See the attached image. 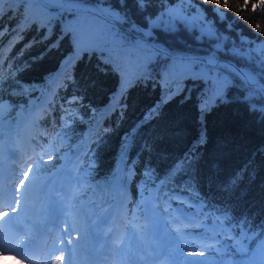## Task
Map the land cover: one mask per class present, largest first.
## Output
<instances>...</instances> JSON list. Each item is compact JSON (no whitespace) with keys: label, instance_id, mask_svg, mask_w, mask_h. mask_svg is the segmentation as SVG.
I'll return each instance as SVG.
<instances>
[{"label":"trees","instance_id":"16d2710c","mask_svg":"<svg viewBox=\"0 0 264 264\" xmlns=\"http://www.w3.org/2000/svg\"><path fill=\"white\" fill-rule=\"evenodd\" d=\"M2 7L17 10L0 16V91L4 96L0 104L1 126L15 125L23 112L48 96L47 105L34 115L36 129L32 139L43 148L49 140H54L60 153L64 150L74 153L83 145L87 129L92 128L82 160L75 166L78 177L87 184V193L99 200L108 199L114 191L113 182L123 168L119 190L128 188L135 201L160 199L157 200L160 205L154 208L157 216L166 210L168 214L182 212L197 218L201 206L210 205L199 216L205 227L213 229L210 217L223 223L222 213L226 209L233 222L247 220L259 231L258 226L264 224V150H260L264 146V124L241 102L245 90L236 78L239 72H224L234 85L227 93L230 102L212 107L201 123L197 109L202 91L199 81L173 83L165 96L158 75L163 72L165 56L153 53L148 69L150 77L128 87L123 95L114 96L118 77L102 70L104 65L98 64L95 57L75 59L65 67V61L72 56V47L67 39L54 46L58 30L53 29L47 39L45 33L35 28L16 32L22 13L15 5ZM202 7L217 35L227 38L226 51L220 54V60L232 61L264 82L261 0H206ZM212 9L225 14L223 19ZM134 19L138 20L139 16ZM116 31L123 37L122 43L129 47L137 42L148 43L126 25L123 28L117 25ZM151 43L167 49L172 56L204 58L212 50L207 39L197 42L183 31L178 35L157 32ZM232 48L241 50V55H232ZM29 88L30 91H25ZM162 97L166 102L161 104ZM59 134L64 139L60 144L56 138ZM202 134L204 142L193 148ZM18 140V136L14 137L13 142ZM190 152L193 154L189 155ZM185 157L190 164L185 162ZM43 161L55 167L60 158ZM129 169L131 172L127 174ZM233 178L236 183L225 194L222 185ZM216 231L226 233L220 236L216 248L220 249L216 252L217 262L225 256L235 259L237 264L245 259V255L232 247L240 239L232 228L225 224ZM245 246L252 247L251 242ZM189 250L215 255L209 253L213 252L210 249Z\"/></svg>","mask_w":264,"mask_h":264},{"label":"snow or ice","instance_id":"6c2138e0","mask_svg":"<svg viewBox=\"0 0 264 264\" xmlns=\"http://www.w3.org/2000/svg\"><path fill=\"white\" fill-rule=\"evenodd\" d=\"M204 3L206 0H155V3L153 0H131V2L130 0H116L115 3H112V0H0V16L5 13L11 15L17 10L13 7L4 8L2 5H15L22 13L15 29L16 32L35 28L45 33L44 38L47 39L53 29L58 30L57 44L54 46H58L60 40L67 39L72 47V56L65 61L64 66L66 67L75 59L95 57L98 64L104 65L102 70L110 71L118 77V87L114 96L123 95L128 87L150 77L148 69L153 60V53L165 56L163 72L158 73L160 80L163 81L161 86L165 90V96L173 83L185 80L199 81L202 91L197 100V109L202 123L203 115L212 107L218 103L230 102L227 99V93L228 89L234 85L232 80L224 75V72L229 74L239 72L231 65L221 63L220 54L226 51L224 42L227 38L217 35L213 23L205 15V9L202 7ZM30 5L37 7H29ZM261 7H264V0H261ZM150 8H155V11L150 12ZM212 11L223 19L225 14L219 9H212ZM135 16H139V19H134ZM101 21L104 23L102 24ZM117 25L121 28L126 25L132 32L146 38L148 43L137 42L131 47L122 43L123 37L116 31ZM181 31L191 34L192 39L197 42L207 39L211 42L212 50L204 58L172 56L168 54L167 49L151 43L157 32L178 35ZM260 50L264 55V46ZM231 53L239 56L241 50L232 48ZM236 78L245 90L242 93L241 102L264 124V82H258L251 73L239 72ZM16 86L23 87L19 84ZM30 90V88L25 89V91ZM255 97L259 99H254ZM3 102L4 96L0 91V104ZM165 102L166 100L162 97L161 104ZM203 142L202 134L193 148ZM260 150H264V146ZM192 154L189 153V155ZM185 162L190 164L188 157H185ZM40 166V163H37V171ZM29 171L32 170L29 169ZM147 175L150 181L152 175L150 169L147 170ZM28 183L31 184V181ZM235 183V178L226 180L222 185V191L225 194L230 193ZM206 207L211 206L202 205L199 213L196 214L197 218L204 215ZM180 208L182 205L178 206L177 210L179 211ZM3 216L8 217L9 213L5 211ZM222 216L223 223L220 219L210 217L215 233L211 238L222 235L216 229H223L226 224L239 236L240 239L232 247L237 253L246 256V264H264V239H262L264 238V224H260L259 231H256L257 226L250 224L247 220L243 223L239 220L233 222L226 209ZM187 218L185 216V219ZM205 234L208 235L207 232ZM249 241L252 247L245 246ZM27 243L21 241L22 246H26ZM203 256V252L189 253V257ZM56 264H62L60 257H57ZM194 264H207V262L197 260Z\"/></svg>","mask_w":264,"mask_h":264},{"label":"rangeland","instance_id":"374dc122","mask_svg":"<svg viewBox=\"0 0 264 264\" xmlns=\"http://www.w3.org/2000/svg\"><path fill=\"white\" fill-rule=\"evenodd\" d=\"M41 102L42 100L31 109L34 111V114L39 110ZM27 112H23L21 117L25 116ZM34 114L27 122V126L21 129L22 131L25 129V133L29 135V139H22L18 144L13 143L12 137L19 135L22 132L21 130L16 132L15 126L0 127V149L6 144L7 148L13 151L20 152L23 150L22 152L30 155L26 158V165L21 170L15 172V184L13 185L15 204L21 201L26 207H29V219L33 223L41 219L38 223L41 225L46 217L49 204L54 202L53 192L56 191L60 192L59 194H63V197L56 195L59 201L56 202L59 213L62 216V228L65 229L68 226L67 228L71 236L73 259L79 257L78 264H87L91 232L102 233L101 247L105 249L111 246L114 249L113 264H118L121 259L129 260L130 264H136L134 261L137 259H141L140 262L144 264H194L197 260L206 261L207 264H237L235 259L226 256L220 258L219 262L215 260V257L218 256L216 248L220 244V236H224L225 232L222 231V235L217 238H211L215 235L213 229L205 227V224L199 218L189 216L187 215L188 213H183L182 215V212H180L178 215H172L163 210L157 216L156 213L154 214V208H157L158 203L159 205L161 203L160 201L157 202V200H160L158 198H155L157 199L155 201H152L153 198H148V201L144 198L135 201L128 193V188H125L122 194L115 192L114 195L113 191L106 201L98 200L94 202L91 195L84 197L86 183L77 177V173L75 172L76 163L73 164L77 153L72 154L70 151H61L62 153H60V151L58 152V147L54 145L55 142L51 141L48 148L43 149L44 156L42 157V152L36 150L33 145L34 142L30 141L34 133V127L36 126L32 118ZM98 115L100 116L101 114ZM90 131H88V135ZM11 132L15 134L12 133L11 137H9ZM57 139L60 142L64 141L60 135H57ZM86 145L87 142L81 147L80 155L83 153ZM57 156L60 158V162L55 167L49 166L52 163L46 164L44 161L42 163V160L46 157L53 159ZM37 163L41 165L38 171L36 169ZM61 167L64 168L62 176L51 180L46 194L40 197L37 196L35 194L36 187L41 177ZM29 169L32 171H29ZM130 172L131 169L127 171V174ZM28 181H31V184ZM113 186V190L115 186H117V190L119 189L118 182L114 183ZM29 192H32L34 197H30ZM37 199L40 200L39 203L36 202ZM140 200L142 201L141 205L139 204ZM151 202H154V206H151ZM5 211H8V209ZM185 216L188 218L185 219ZM87 217L92 219L89 230L86 226ZM120 222L121 227L119 229ZM116 232H119V234H116ZM206 232L208 235L205 234ZM189 248L195 250L211 248L213 252L209 253H214L215 255L189 257V253L191 252ZM101 252L103 253V251ZM125 256H128V258ZM155 260L157 262L153 263ZM0 264L26 263L24 261H17L11 256L1 257L0 255ZM239 264H246V257Z\"/></svg>","mask_w":264,"mask_h":264},{"label":"bare ground","instance_id":"6f19581e","mask_svg":"<svg viewBox=\"0 0 264 264\" xmlns=\"http://www.w3.org/2000/svg\"><path fill=\"white\" fill-rule=\"evenodd\" d=\"M1 161H2V156L0 155V170L3 167V166H1ZM59 193L60 192H55V195L60 196V197H63V194H59ZM29 196L30 197H34L33 194H32V192H29ZM9 199H10V202H11V208L18 209L19 210L18 222H19L20 229L23 232L21 234L22 236L20 237L19 242H21V241H26L27 242V241H29L32 238L31 231L32 230H35L36 231L40 227V224H38V223H39V221H41V219H39L36 223H33L29 219V215H28V213H30L29 207L24 206L21 201L19 202L20 204H18V205L15 204L14 199H13L12 196H10ZM36 202L39 203L40 200L37 199ZM47 213L48 214H46V215L49 217V215L51 213V210H49ZM1 215H3V213H1L0 216ZM67 232H69V230ZM116 234H119V232H116ZM103 252H105V256H104L105 259L108 260L109 259V256L112 254L111 246H108L105 249V251H103ZM68 254H69V252H66V251L60 249L58 246H56V248L53 251L50 252L49 256L53 257L54 259L55 258L57 259V257L62 258L63 256H66ZM0 255H1V257H3L2 254H0ZM125 257L128 258V256H125ZM140 261H141V259H137L134 262L136 264H139ZM24 262L26 264H35V263H29L27 261H24ZM73 263L78 264L79 263V257L74 258L73 259ZM118 264H130V263H129V260L121 259L118 262Z\"/></svg>","mask_w":264,"mask_h":264},{"label":"water","instance_id":"95a60500","mask_svg":"<svg viewBox=\"0 0 264 264\" xmlns=\"http://www.w3.org/2000/svg\"><path fill=\"white\" fill-rule=\"evenodd\" d=\"M221 63L227 64V65H231L234 69H238L239 72H243L246 73L245 71H243L242 69H240L238 66L234 65V63L232 61H228L227 59H221ZM256 78V76H254ZM256 80L258 82H261L258 78H256Z\"/></svg>","mask_w":264,"mask_h":264}]
</instances>
